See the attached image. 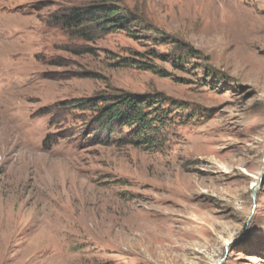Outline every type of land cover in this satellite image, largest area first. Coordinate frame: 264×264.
I'll list each match as a JSON object with an SVG mask.
<instances>
[{
    "label": "rangeland",
    "instance_id": "rangeland-1",
    "mask_svg": "<svg viewBox=\"0 0 264 264\" xmlns=\"http://www.w3.org/2000/svg\"><path fill=\"white\" fill-rule=\"evenodd\" d=\"M94 1L0 0V264H264V0ZM122 91L144 132L77 106Z\"/></svg>",
    "mask_w": 264,
    "mask_h": 264
},
{
    "label": "trees",
    "instance_id": "trees-1",
    "mask_svg": "<svg viewBox=\"0 0 264 264\" xmlns=\"http://www.w3.org/2000/svg\"><path fill=\"white\" fill-rule=\"evenodd\" d=\"M138 17L121 0H98L75 6L60 16H55V23L75 38L92 40L100 31L110 33L130 27ZM111 94V93H110ZM143 95L122 91L120 93L100 94L78 102L82 109L95 110L98 122L107 128L115 123L122 126L140 124L142 132L151 126V120L145 111ZM57 138H47L45 147L51 148Z\"/></svg>",
    "mask_w": 264,
    "mask_h": 264
},
{
    "label": "bare ground",
    "instance_id": "bare-ground-1",
    "mask_svg": "<svg viewBox=\"0 0 264 264\" xmlns=\"http://www.w3.org/2000/svg\"><path fill=\"white\" fill-rule=\"evenodd\" d=\"M257 21H258V19H257ZM257 28V27H256Z\"/></svg>",
    "mask_w": 264,
    "mask_h": 264
}]
</instances>
